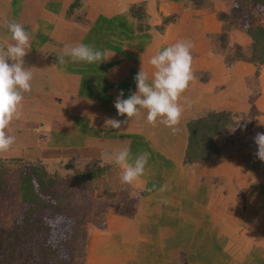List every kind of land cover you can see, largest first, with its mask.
Here are the masks:
<instances>
[{
  "label": "crops",
  "instance_id": "crops-1",
  "mask_svg": "<svg viewBox=\"0 0 264 264\" xmlns=\"http://www.w3.org/2000/svg\"><path fill=\"white\" fill-rule=\"evenodd\" d=\"M233 4L0 0V43L10 40V21L22 24L30 33L24 66L33 73L20 117L8 128L15 144L0 161L50 172L67 165L118 168L114 156L122 148L133 158L150 154L132 184L134 199L113 204L102 222L88 225L81 264H264V161L253 140L264 133V62L254 60L250 22ZM181 40L194 44V79L180 97L176 130L148 123L146 112L118 115L116 97L136 92L142 63L151 77L150 57ZM78 43L108 58L58 63L64 46ZM209 114L228 116L216 137L218 154L186 163L188 125ZM106 118L128 123L112 129ZM165 185L168 190L157 191Z\"/></svg>",
  "mask_w": 264,
  "mask_h": 264
},
{
  "label": "clouds",
  "instance_id": "clouds-1",
  "mask_svg": "<svg viewBox=\"0 0 264 264\" xmlns=\"http://www.w3.org/2000/svg\"><path fill=\"white\" fill-rule=\"evenodd\" d=\"M7 29L10 40L0 43V156L15 144L16 138L8 132V128L13 119H19L25 94L31 92L33 80L31 69L24 66V57L30 46V33L15 21H10ZM193 47L190 40H181L158 50L148 61L154 69L151 77L142 63L134 77L136 92L127 99L123 98V91L116 97L114 107L118 115L126 114L132 119L146 112L148 123L155 125L159 121L175 131L183 113L180 97L194 79L191 54ZM65 57H70L73 62L83 61L90 64L101 63L108 58H105L102 51L84 43L66 44L57 56L58 63L64 64ZM126 123L128 120L106 118L105 127L121 129L122 124ZM260 124L264 125V122L260 121ZM253 140L258 148L255 156L264 161V133L257 132ZM149 155L142 152L133 158L128 148L120 149L114 156V162L121 168V182L131 185L138 181L145 173ZM166 190V185L157 189L161 193ZM161 202L168 201L162 199Z\"/></svg>",
  "mask_w": 264,
  "mask_h": 264
},
{
  "label": "rangeland",
  "instance_id": "rangeland-1",
  "mask_svg": "<svg viewBox=\"0 0 264 264\" xmlns=\"http://www.w3.org/2000/svg\"><path fill=\"white\" fill-rule=\"evenodd\" d=\"M253 16L252 22L249 20L252 24L264 20V15L257 12ZM26 164L30 163L0 161V264H81L82 239L88 225L91 221L102 222L113 204L132 201V184L121 182L120 167L98 168L92 164L90 169H77L67 165L49 172L40 165L53 181L43 194L51 195L50 199L59 197L62 207L32 212L20 192ZM54 235L58 255L57 262L50 263L43 258L44 246Z\"/></svg>",
  "mask_w": 264,
  "mask_h": 264
},
{
  "label": "trees",
  "instance_id": "trees-1",
  "mask_svg": "<svg viewBox=\"0 0 264 264\" xmlns=\"http://www.w3.org/2000/svg\"><path fill=\"white\" fill-rule=\"evenodd\" d=\"M235 4L234 12L237 15L244 16L249 23L251 16L255 12L264 15V0H232ZM254 17V16H253ZM250 20V21H249ZM252 22V21H251ZM249 32L254 42V60L264 62V27L250 23ZM254 25V26H252ZM226 114H209L207 117L195 120L189 123V145L186 153V163H205L214 155L218 154L216 137L222 134L228 124ZM20 192L22 200L32 206V212L43 210L47 207L55 206L61 208L62 204L58 202L59 197L43 194V190L49 184H52L49 174L40 165L26 164L22 168ZM31 212V213H32ZM50 228H55L54 224H49ZM57 229V228H56ZM54 229V232L56 231ZM54 235L48 244L44 246L47 262H57V250L55 248ZM57 242V241H56ZM57 264V263H56ZM70 264H75L74 262Z\"/></svg>",
  "mask_w": 264,
  "mask_h": 264
}]
</instances>
